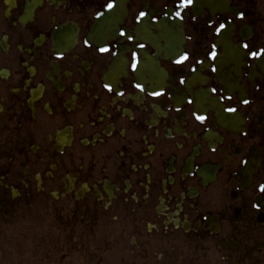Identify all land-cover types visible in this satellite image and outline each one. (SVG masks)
I'll return each instance as SVG.
<instances>
[{
	"label": "flooded vegetation",
	"instance_id": "flooded-vegetation-1",
	"mask_svg": "<svg viewBox=\"0 0 264 264\" xmlns=\"http://www.w3.org/2000/svg\"><path fill=\"white\" fill-rule=\"evenodd\" d=\"M182 4L0 0V264H264V0Z\"/></svg>",
	"mask_w": 264,
	"mask_h": 264
},
{
	"label": "snow or ice",
	"instance_id": "snow-or-ice-1",
	"mask_svg": "<svg viewBox=\"0 0 264 264\" xmlns=\"http://www.w3.org/2000/svg\"><path fill=\"white\" fill-rule=\"evenodd\" d=\"M192 2H193V0H183V4H182L181 6H182V7H187L188 5H191ZM111 7H112V5L109 4V5H108V8H111ZM143 15H144V13H141V16H143ZM176 15L179 16L180 13L177 12ZM241 18H242V14H241ZM224 27H225L224 25H220V29H222V28H224ZM220 29H217V31L219 32ZM244 47L247 48L248 45L245 44ZM101 51L104 52V51H108V50H107V49H101ZM261 52L264 53V50H261ZM211 55H212V57H215L216 53H215V52H212ZM251 55H252L253 57H256V56H257V53L253 52V53H251ZM183 59H187V57L185 56V57H183ZM181 62H182V60L177 61V63H181ZM133 67L135 68V64L133 65ZM105 87H109V86H108V85H105ZM137 87H140V86L137 85ZM109 90H111V89L109 88ZM154 95H160V93H154ZM245 103H248V101H245ZM229 111H234V109H229ZM197 118H198V119H201V120L203 119V117H197ZM260 191H261V192H264V185H261V186H260Z\"/></svg>",
	"mask_w": 264,
	"mask_h": 264
}]
</instances>
